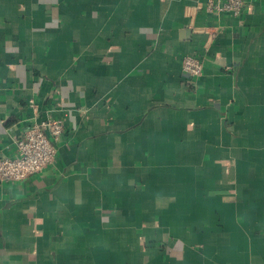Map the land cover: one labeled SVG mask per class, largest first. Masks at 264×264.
I'll return each mask as SVG.
<instances>
[{
	"label": "crops",
	"instance_id": "crops-1",
	"mask_svg": "<svg viewBox=\"0 0 264 264\" xmlns=\"http://www.w3.org/2000/svg\"><path fill=\"white\" fill-rule=\"evenodd\" d=\"M247 1L0 0V155L33 119L66 128L54 163L0 181V264H264V0Z\"/></svg>",
	"mask_w": 264,
	"mask_h": 264
},
{
	"label": "built area",
	"instance_id": "built-area-1",
	"mask_svg": "<svg viewBox=\"0 0 264 264\" xmlns=\"http://www.w3.org/2000/svg\"><path fill=\"white\" fill-rule=\"evenodd\" d=\"M219 13L241 16L247 8V0H217L210 3ZM204 63L196 55L183 58V70L194 78L202 74ZM34 110L37 104L31 103ZM63 121L56 116H47L40 120H31L29 126L15 140V152L12 155H0V181L16 182L43 170L54 163L57 155L56 141L65 134Z\"/></svg>",
	"mask_w": 264,
	"mask_h": 264
}]
</instances>
